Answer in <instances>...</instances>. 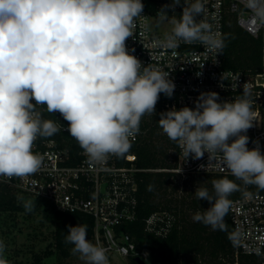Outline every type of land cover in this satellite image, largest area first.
I'll return each mask as SVG.
<instances>
[{"label": "clouds", "instance_id": "9594fccd", "mask_svg": "<svg viewBox=\"0 0 264 264\" xmlns=\"http://www.w3.org/2000/svg\"><path fill=\"white\" fill-rule=\"evenodd\" d=\"M180 4L172 0L164 5L160 19H168L167 10L174 12ZM245 7L264 23V0H245ZM143 9L141 0H0V176L25 178L40 170L42 157L33 152L34 142L60 131L56 122L43 118L41 107L61 114L91 161L129 152L142 116L155 113L160 94L171 97L175 89L169 72L143 66L126 47ZM205 12L202 0H184L180 19L171 20V33L155 44L171 49L179 41L199 42L208 52L222 54L225 38L198 19ZM248 95L246 87L231 101L202 92L194 108L160 113L158 125L186 159L207 153L208 165L264 190V152L259 141L247 147L246 133L254 122ZM207 166L200 168L207 171ZM212 189L196 188V198L211 207L192 219L214 231H227L229 196L239 186L221 178L212 182ZM34 206L31 200L23 203L26 212ZM237 237L229 234L234 244ZM65 243L73 245V254L86 264H110L106 250L88 240L87 225H69ZM5 252L0 240V264H11ZM255 254L264 256L259 248Z\"/></svg>", "mask_w": 264, "mask_h": 264}, {"label": "built area", "instance_id": "2783aa9c", "mask_svg": "<svg viewBox=\"0 0 264 264\" xmlns=\"http://www.w3.org/2000/svg\"><path fill=\"white\" fill-rule=\"evenodd\" d=\"M144 5L141 17L136 18L133 36L126 40V47L143 66L169 72L175 84L174 99L165 102L161 111L179 110L185 106L195 107L202 92H216L220 101H231L249 90L248 99L254 113L253 127L247 131V147H256L264 152V23L257 21L245 7V0H202L206 12L198 19L211 25L212 32L224 38V29L229 20L250 37L261 41L262 69L258 74H248L224 68L222 54L208 52L199 42L186 44L179 41L178 47L157 46L172 31L173 18L180 19L184 0L174 9H168L169 18L161 20L159 10L172 0H141ZM194 0H187L191 4ZM164 26V29H161ZM135 51L132 52L131 50ZM203 65V66H202ZM202 66V67H201ZM223 85V86H221ZM162 95H165L161 93ZM33 103H35L33 101ZM44 119L56 122L59 132L51 137H38L33 152L42 157L40 170L25 178L0 176V185L13 190L35 206L53 213L85 214L92 219V243L106 250L109 260L140 257L145 263L150 251L138 252L129 233L122 225L136 220L137 174L143 171L171 173L178 177L190 175H232L229 170L209 164L208 154L201 159H187L175 144V166L172 169L142 170L135 164L136 157L126 153L117 157L109 155L104 160L93 162L78 142L67 131L68 122L59 112L48 113L40 108ZM140 136L130 138L137 144ZM207 166V171L200 168ZM231 232L237 233L238 242L233 243L230 264H264V256H257V248L264 252V193H250L232 200L228 212ZM173 217L165 212H154L144 220V231L157 237L168 234ZM147 264V263H146Z\"/></svg>", "mask_w": 264, "mask_h": 264}, {"label": "trees", "instance_id": "16d2710c", "mask_svg": "<svg viewBox=\"0 0 264 264\" xmlns=\"http://www.w3.org/2000/svg\"><path fill=\"white\" fill-rule=\"evenodd\" d=\"M225 45L223 49L224 68L248 74L261 72V41L254 39L229 20L224 29ZM173 97L160 94L155 113L144 114L139 125V142L131 144L129 152L136 157L135 164L142 170L172 169L175 166V144L158 125L162 105L172 101ZM192 108V107H190ZM166 112V111H165ZM200 176L198 182L180 194V185L175 182L174 174L165 172L143 171L136 176L137 215L134 222L122 225L135 243L136 250L144 249L150 254L144 259L148 264H230L233 242L229 239L231 225L226 215L227 231L213 230L210 226L194 222L196 212L211 207L207 200H198L196 188H207L211 193L212 182L221 178L233 180L239 190L229 199L243 197L250 193H264L255 185H246L232 175ZM151 186V190H149ZM13 190L0 185V213L17 214L24 211L23 203ZM37 207V206H35ZM40 208V207H37ZM43 209V208H41ZM49 221L54 227L53 250L34 253L30 264H65L73 255V245L65 243L68 226L87 225V238L92 242V219L85 214L53 213ZM165 211L173 217L172 226L164 237H157L144 231V220L154 212ZM55 257L53 263L44 260ZM130 264H136L135 257L128 258ZM244 261L241 264H249ZM15 264H22L16 262ZM251 264V263H250Z\"/></svg>", "mask_w": 264, "mask_h": 264}, {"label": "rangeland", "instance_id": "374dc122", "mask_svg": "<svg viewBox=\"0 0 264 264\" xmlns=\"http://www.w3.org/2000/svg\"><path fill=\"white\" fill-rule=\"evenodd\" d=\"M161 29L163 30L164 26H161ZM199 178V175L183 178L174 176L175 182L180 185V194L194 186ZM50 215L48 211L35 206L31 212H26L24 209L12 215L0 213V240H3L6 245L5 256L11 264L16 262L30 264L34 253L53 250L54 227L49 221ZM44 261L53 263L55 257H49ZM64 262L65 264H86V260L82 259L78 253ZM109 262L110 264H130L128 259L122 258H114Z\"/></svg>", "mask_w": 264, "mask_h": 264}, {"label": "water", "instance_id": "95a60500", "mask_svg": "<svg viewBox=\"0 0 264 264\" xmlns=\"http://www.w3.org/2000/svg\"><path fill=\"white\" fill-rule=\"evenodd\" d=\"M134 261L136 264H146L140 257H136Z\"/></svg>", "mask_w": 264, "mask_h": 264}]
</instances>
